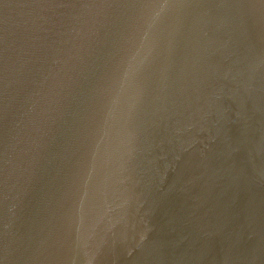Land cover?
<instances>
[{
    "label": "water",
    "instance_id": "water-1",
    "mask_svg": "<svg viewBox=\"0 0 264 264\" xmlns=\"http://www.w3.org/2000/svg\"><path fill=\"white\" fill-rule=\"evenodd\" d=\"M0 264H264V0H0Z\"/></svg>",
    "mask_w": 264,
    "mask_h": 264
}]
</instances>
